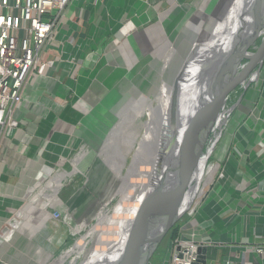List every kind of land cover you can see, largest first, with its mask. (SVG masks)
I'll use <instances>...</instances> for the list:
<instances>
[{
    "label": "crops",
    "instance_id": "crops-1",
    "mask_svg": "<svg viewBox=\"0 0 264 264\" xmlns=\"http://www.w3.org/2000/svg\"><path fill=\"white\" fill-rule=\"evenodd\" d=\"M162 2L73 0L67 8L24 89L14 114L18 127L1 142L0 264L55 262L57 253L79 242L83 229L119 199L123 184L137 183L161 157L169 138L163 122L157 119L152 131L137 129L150 116L143 111L144 121L132 119L128 95L136 69L148 61L139 45L160 30L148 24ZM178 10L171 13L175 19H158L164 32L176 37L193 31V25L177 30L186 14L176 18ZM162 36L170 45L167 52L173 51L168 35ZM160 55L166 68L170 56ZM185 62L173 79L177 92ZM247 64L239 59L234 75ZM253 68L244 81L223 86L226 100L202 148L201 188L177 222L187 237L225 244L207 248V260L208 249L213 251L210 264H224L244 246L264 244V58ZM133 120L134 130L119 132ZM173 239L162 264L170 262ZM245 258L264 261L248 251Z\"/></svg>",
    "mask_w": 264,
    "mask_h": 264
},
{
    "label": "water",
    "instance_id": "water-1",
    "mask_svg": "<svg viewBox=\"0 0 264 264\" xmlns=\"http://www.w3.org/2000/svg\"><path fill=\"white\" fill-rule=\"evenodd\" d=\"M260 1H254L253 16ZM232 3L233 0H229L227 6H224L223 0L220 1L219 5L223 10L221 19L226 18L228 10L225 7ZM245 23L247 25L243 30L247 31V26L253 30L254 35L250 39L242 38L240 33L243 30L240 33L235 31L225 45H221L219 38H216L214 48L208 50L200 61L198 79L201 89L198 102L194 107L189 105L183 120L176 125L173 132L172 151L168 144L152 168L154 173L158 172L169 152L174 155L172 162L158 176L163 179L160 181V197L151 198L149 196V199L137 208L132 221L133 225L125 235L119 255L114 261L103 264H148L153 247L193 207L203 180L204 168H202L201 178L196 179L201 166L202 148L213 122L217 121L218 110L226 100L225 91L222 90L223 86L229 82L234 86L246 79L247 71L252 68L248 64L243 72L237 76L234 75L239 59L259 58L261 65L263 62L264 31L261 33L260 28L264 26V23L262 25L257 23L259 25L257 29H252L248 21ZM226 32L227 29L223 36ZM257 38L260 39L258 47H250L249 44ZM225 52L226 54H223ZM197 253L200 255H198L196 264H205L207 247L204 245L195 247L193 254ZM84 263L85 261H81L79 264Z\"/></svg>",
    "mask_w": 264,
    "mask_h": 264
},
{
    "label": "rangeland",
    "instance_id": "rangeland-1",
    "mask_svg": "<svg viewBox=\"0 0 264 264\" xmlns=\"http://www.w3.org/2000/svg\"><path fill=\"white\" fill-rule=\"evenodd\" d=\"M220 1L221 0H163V2L161 3V6L158 9L153 11L154 13L152 16L150 15L151 20L149 21L150 24H148L149 26L151 24L158 25L160 30L155 32V34L157 35H154V37L152 38H150L148 35L145 36L144 41H146V43H142L141 45H139L141 53L144 56H148V61L145 62V64H143L140 69H136L135 76H136L137 81L136 82L132 81V84L135 85V87L132 85L130 87L132 88L131 91L132 90L133 91L131 92L130 95H128V98L130 99L131 102H134V104L132 105L133 111H131L130 117H132V119L134 120L140 117V121H144L146 117L145 115H142V114H143V111H147L150 116V120L147 123L138 122L139 125L138 124L137 125L139 127H136V128L141 129L142 127L143 128L145 127L146 130L149 129L150 131L153 130L154 125L157 126V122H158L157 119L159 121H162L163 122L162 124H164L162 126L163 127L165 125L167 126L166 128H167V133L169 137L168 144L170 146V150H172L171 148L173 145L172 139H173L174 129L176 125L178 124V122L182 119L188 107V104L190 102V97L192 93V85L187 76L188 62H189V59L192 53V48L196 42V39L204 38L205 33H203V30L206 29L208 33L212 32L213 28L216 25L215 23L217 22V20L221 19L220 17L223 16V10L222 8H220V5H219ZM254 1L255 0H248V2L243 7L242 11L238 13V16L236 17L237 24L242 23V22L245 23L248 21L250 17V13L253 10L252 8H253V4L255 3ZM223 2H224V6H227L229 0H223ZM175 8L179 9L178 11H176L177 12L176 18L180 17L181 12H186V14L184 15L183 21L178 25L177 30L181 29L180 32H182V30L184 32L185 30H187V27L189 26L191 27L192 25L194 27V29L193 27L191 28L193 31L189 30V31H185L184 33H181L182 34V35L180 34L181 37L180 36L176 37L174 35L175 33L167 34L166 32H164V29L160 27L161 24H160V21L158 20L160 19L163 23V21H165L167 17L172 15L171 13L173 12ZM172 17H174V15L170 16V19H172ZM208 18L212 19V21H211V25L207 26ZM173 19H175V17ZM144 28L145 27L140 28L137 32L144 31L143 30ZM151 28H153V26ZM151 28H149V30ZM246 30L249 31L250 28L247 26ZM167 31H170V28L167 29ZM260 31L261 33H263L264 26L260 28ZM162 33L165 34V36L168 35L167 39L171 41L173 51L167 52L170 45H166V43L164 42L165 40L163 39ZM232 40H234V38ZM259 42H260V39L257 38L252 41L253 45L249 44V46L250 47L254 46L256 48L258 47ZM159 44L162 45L161 48L155 49L156 46H159ZM161 53L163 54V56L166 54L168 55L167 57L170 56L169 57L170 59L168 61V64L166 65V68L164 65V60L160 55ZM140 58L142 60V57L136 58V63L138 61H141ZM184 59L186 61L184 64L185 69H182V76H181L182 78L179 80V85H180L179 92H177L178 88L175 87L173 79L176 74V71L179 70L181 63L184 61ZM241 59L242 60L244 59V61L247 62L248 65L252 67V71H251L252 74L253 72L255 73V69L253 67L257 68L260 62L259 58L257 59L241 58ZM262 70H264V68ZM138 90L141 92H138ZM169 115H170V118H168ZM134 120L129 125H127L128 122L127 123L125 122V124L121 125L119 128V132L121 130H126V128L128 129L129 126L131 130H134L132 129L133 128L132 123L134 122ZM134 128H135V125H134ZM119 132L117 133V135L119 134ZM150 136L152 137L151 134ZM150 136L145 135L144 140L146 138H150ZM115 138H118V136H116ZM173 158H174V155L170 154L169 152V154L163 161V164L160 167L159 171L154 173L155 177H158L163 173V171L168 167L169 163L172 162ZM142 176L143 174L140 175V177ZM135 181L139 183L142 180L136 179ZM135 184L136 183H133L129 187H126L124 186L125 184H123L122 189L118 195L119 199L122 196H124ZM119 199L115 198L114 200L110 201L109 204L105 206L103 209V212H105V214L103 213L101 216H99L98 220H100L101 217L105 215L113 216L114 215L113 213L116 207L115 205L119 201ZM98 220L97 219L92 220L88 224V226L83 229V231L81 232L78 238L79 242H82L83 238L86 237L85 240L87 244L85 246V251H88L89 249L94 247V238L98 234V231H100L101 233L100 237L102 239H107V237H109L108 235H110L111 232H114L117 228L116 221L114 220L111 222V224H109L110 226L109 225L99 226L97 225ZM132 221H133V218L131 222ZM177 224L172 226L161 237L160 241L157 242V245L153 247L150 258L154 257L156 260L157 255H159L158 259L156 260V264H162V261L166 257L167 244L169 243V238L172 236L173 229ZM177 233H179V231H177ZM176 236L177 235H175L174 238ZM212 252H213L212 249L209 248L207 264H210ZM58 254L59 256L55 257L56 260H58L57 258H59L60 256L64 254V251L57 253V255ZM80 254L82 253L80 252ZM55 258H53V260ZM81 261H84L83 255L77 256L72 253L62 263H58V264H79ZM52 263L53 262L51 261V263H47V264H52Z\"/></svg>",
    "mask_w": 264,
    "mask_h": 264
},
{
    "label": "built area",
    "instance_id": "built-area-1",
    "mask_svg": "<svg viewBox=\"0 0 264 264\" xmlns=\"http://www.w3.org/2000/svg\"><path fill=\"white\" fill-rule=\"evenodd\" d=\"M73 0H0V146L18 127L14 117L29 80L43 63V54ZM221 249L225 244L201 241L179 232L173 239L169 264H196L198 246ZM241 245H238L239 247ZM224 264H261L247 261L245 252L264 257V244L244 246ZM207 256V254H206ZM207 264V259L206 263Z\"/></svg>",
    "mask_w": 264,
    "mask_h": 264
},
{
    "label": "bare ground",
    "instance_id": "bare-ground-1",
    "mask_svg": "<svg viewBox=\"0 0 264 264\" xmlns=\"http://www.w3.org/2000/svg\"><path fill=\"white\" fill-rule=\"evenodd\" d=\"M247 2L248 0H233V3L231 5H228L227 7L228 12L226 14V18L224 20L218 19L217 22L215 23L216 25L214 24L215 27L213 28L212 32L208 33V31L204 29L203 30V33H205L204 38L196 39V42L192 48V53L187 68V76L192 85V93L188 107L190 104L191 106L194 107V105L197 104L199 99V94L201 89L200 82L198 79V76L200 74L199 68L201 66L200 61L202 60V58L204 57V55L208 50L214 48L215 43L217 42L216 38H219L218 40L221 42V45H225L231 39L235 31H237V33H240L246 27L247 23L242 22L237 24L236 17L238 16V13L242 11L243 7ZM261 4L262 7L259 11L258 9ZM211 21L212 19L208 18L207 26L211 25ZM257 23H261V25L264 23V1H260L258 3V8L254 11V16L252 11L248 19V25L252 26V29L253 28L257 29L259 27ZM226 29H227L226 35L223 36L224 31ZM240 34H242V38L244 40L250 39L251 36L254 35L253 30L250 31L243 30L242 33ZM187 109L181 120H183L185 114L187 113ZM200 162H201L200 171L197 172L196 175L197 180L201 178L202 168L205 167L206 158L202 159ZM154 172L155 171L153 169L150 170V172H145L146 174L144 173L143 176L140 177L142 181L136 183L124 196H122L119 199V201L115 205L116 207L113 216L105 215L100 220L97 221V225L99 226L109 225L113 220L116 221L117 228L114 232H111V234L108 235L109 237H107V239H102L100 237L101 233L100 231H98V234L94 238V247H92L88 251H85V246L87 244L85 237L83 238L82 242H77L69 250L65 251L62 256L57 258L58 260H56L52 264L62 263L72 253L77 256L83 255L85 261L84 264H103L114 261V259L120 253L122 242L124 241L128 229L131 227V225H133L131 220L135 215L137 208L141 207L144 201L149 199V196L151 198H155L156 196L160 197V193H161L160 181L163 179L155 177ZM203 178H204V172H203ZM80 252L82 254H80Z\"/></svg>",
    "mask_w": 264,
    "mask_h": 264
},
{
    "label": "trees",
    "instance_id": "trees-1",
    "mask_svg": "<svg viewBox=\"0 0 264 264\" xmlns=\"http://www.w3.org/2000/svg\"><path fill=\"white\" fill-rule=\"evenodd\" d=\"M166 127H167V126H164V129H163V130H167ZM178 228H179V224H177V225L174 227L173 232H172V236L177 235Z\"/></svg>",
    "mask_w": 264,
    "mask_h": 264
},
{
    "label": "flooded vegetation",
    "instance_id": "flooded-vegetation-1",
    "mask_svg": "<svg viewBox=\"0 0 264 264\" xmlns=\"http://www.w3.org/2000/svg\"><path fill=\"white\" fill-rule=\"evenodd\" d=\"M261 1H264V0H261ZM262 4H263V3H262ZM262 4L260 5V7H259V9H258L259 11H260V9H261V7H262ZM259 11H258V13H259Z\"/></svg>",
    "mask_w": 264,
    "mask_h": 264
}]
</instances>
